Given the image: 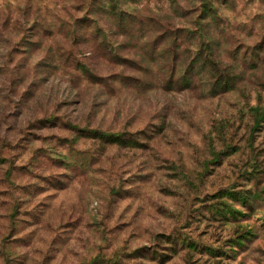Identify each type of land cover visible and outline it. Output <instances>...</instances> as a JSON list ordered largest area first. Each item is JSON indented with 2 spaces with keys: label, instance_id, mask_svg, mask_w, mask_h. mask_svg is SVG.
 Listing matches in <instances>:
<instances>
[{
  "label": "rangeland",
  "instance_id": "374dc122",
  "mask_svg": "<svg viewBox=\"0 0 264 264\" xmlns=\"http://www.w3.org/2000/svg\"><path fill=\"white\" fill-rule=\"evenodd\" d=\"M0 264H264V0H0Z\"/></svg>",
  "mask_w": 264,
  "mask_h": 264
},
{
  "label": "trees",
  "instance_id": "16d2710c",
  "mask_svg": "<svg viewBox=\"0 0 264 264\" xmlns=\"http://www.w3.org/2000/svg\"><path fill=\"white\" fill-rule=\"evenodd\" d=\"M210 1H213V0H210ZM120 15L121 16H123L124 15V11H120ZM131 24H132V31H133V22H130ZM72 25L73 24H71L70 26L72 27ZM117 35H119V37H121L120 38V40H117L115 43V45H117V46H125V44H126V40L125 39H127L128 37L126 36L127 34H125V33H120V34H117ZM110 45H112V44H110ZM93 52L92 51H90L89 52V54H92Z\"/></svg>",
  "mask_w": 264,
  "mask_h": 264
}]
</instances>
